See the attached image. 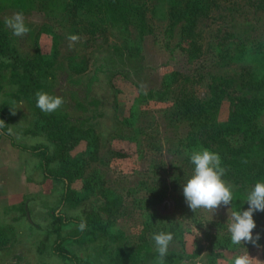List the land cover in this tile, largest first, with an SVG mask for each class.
I'll use <instances>...</instances> for the list:
<instances>
[{"label": "rangeland", "instance_id": "rangeland-1", "mask_svg": "<svg viewBox=\"0 0 264 264\" xmlns=\"http://www.w3.org/2000/svg\"><path fill=\"white\" fill-rule=\"evenodd\" d=\"M115 1V9L106 8L107 3L101 11L79 9V17L72 20L68 18L72 0H0V22L22 12L25 23L39 34L40 52L52 54L53 61L46 67L54 71L52 94L63 97L61 107L76 120L94 115L85 127L96 136V158L91 165L101 171L109 189L108 196L101 197L97 205L100 223L106 229L90 246L74 245L82 255H88L92 264L110 261L115 254H126L127 260L133 262L139 260L142 250H155L152 234L143 228V216L133 199L142 193L141 181L147 179L150 183L153 179V166L159 171L157 180L169 183L180 164V156L169 147L187 130L186 124L172 127L165 120L164 110L171 107L176 87L172 85L168 93L158 94L163 76L172 72L190 76L197 95L208 100L210 74L239 81L245 63L243 57L237 56L238 48L250 51L257 42L264 46V0H208L209 5L196 17L186 39L180 37V23L173 21L172 8L187 0H131L143 8L145 35L141 39L140 27L136 25L139 21H127L120 9L123 0ZM92 3L86 1L88 6ZM70 34L81 38L71 48L67 39ZM135 46L139 49L130 54ZM223 46L234 49L235 55L229 56ZM252 68L255 78L264 79V65L253 62ZM2 90L0 105L8 115L7 127L15 144L40 142L43 137L32 134L38 128L31 122L32 109L24 93L16 91V84ZM37 91L51 94L44 86ZM92 98L98 99L96 106L89 103ZM77 102L86 106L85 111ZM132 109L134 115L130 116ZM215 115L225 123L237 120L230 115L226 100L217 105ZM124 117H130L132 124L123 123ZM259 121L264 126V113ZM84 147L85 141H81L76 150ZM117 151L125 155L118 156ZM259 159L257 148L247 157L248 161ZM37 162L30 152L13 146L6 136L0 137V215L6 206L19 204L24 195L31 193L39 194L48 206L57 204L53 182L47 179L36 183L41 179ZM245 187L233 185L232 204L221 206L213 217L201 209L202 225L181 220L189 240L187 251L174 239L168 254H174L175 259L166 264H232L237 255L246 251L256 258L254 264H264V218L256 221L253 230L254 235L260 234V247L245 243L237 249L215 251L210 241L212 235L227 230L232 211L247 205L245 200L251 189L249 184ZM165 192L157 211L162 216L177 217L174 192ZM30 206L31 214L24 216L20 212L21 220L4 228L8 250L1 254L2 264H10L16 254L22 257L16 264H35L39 241L43 239L47 245L52 242L48 231L35 226L42 223L47 209L37 203ZM163 225L159 222L156 227ZM195 246L197 253L190 255ZM43 259L47 264H61L56 256Z\"/></svg>", "mask_w": 264, "mask_h": 264}, {"label": "trees", "instance_id": "trees-1", "mask_svg": "<svg viewBox=\"0 0 264 264\" xmlns=\"http://www.w3.org/2000/svg\"><path fill=\"white\" fill-rule=\"evenodd\" d=\"M86 1L72 0L68 18L76 20L79 17L76 11L79 9L101 11L106 3V8L113 9L118 4L115 0H109V3L108 0H92V6H88ZM176 4L172 8L173 21L180 23V37L186 39L190 34L191 26L196 22V17L204 11L209 2L208 0H187L184 5ZM120 9L127 21H139L136 25L140 27L138 38L141 39L145 35L142 30L143 8L141 5L132 4L131 0H123ZM4 21L5 19L0 22V92L2 93L5 87L16 84V91L24 93L23 95L30 102L31 122L38 128V132L32 134L43 138L37 144L28 146L15 144L7 127L8 115L1 105L0 120L4 121V126L0 128V137L6 136L13 146L33 155L38 161L37 167L41 175L40 181L35 182L40 184L47 179L51 180L55 186L57 204L48 206L40 200L39 194L31 193L24 195L23 201L19 204L6 206L3 209L0 215L2 216L0 218V264H2L1 254L8 250L5 244L8 238L4 234V228H10L13 222L20 221L21 214L24 216L31 214V203L41 204L47 209L42 223H37L35 226L45 229L52 236V242L49 245L43 239L39 241L37 245L39 255L36 257L35 264H47L43 258L47 259L48 255L60 258L61 264H92L88 255H82L74 249V245L88 247L106 229V226L100 223L97 205L100 204L101 197L108 196L109 189L105 185V178L101 171L91 165V161L96 158V136L94 132H90V128L85 127L94 115L76 120L63 107L50 114H45L36 107L35 94L39 87L44 86L51 95L58 96L55 93L52 94L56 81L54 71L46 67L53 61L52 54L45 55L40 52L39 34L29 24L26 25L30 31L23 37H16L12 35L11 29L5 25ZM138 49L135 46L130 54L136 53ZM238 49L240 51L237 56L239 59L243 57L245 63L240 71L239 81L210 74L211 96L208 100H203L197 95L190 76L179 75L177 72L164 75L161 85L157 88L158 94H166L169 90L171 91L172 85L176 87L172 105L164 110V117L169 126L187 125L184 135L176 138L169 147L174 155L180 156V164L168 184L157 180L159 171L156 170V166H153L151 170L153 179L150 183L147 179L141 181L142 193L135 196L133 203L140 209L143 216V228L147 232L153 235L168 229V232L174 235V239L181 242L185 251H187L186 246L189 240L181 220H190L202 225L201 209L192 211L183 196V184L193 174L194 165L190 162L193 151L206 148L218 153L221 166L226 169L223 179L235 186L246 188L245 186L249 184V189H252L256 182H264V126L259 121L264 113V79L255 78L252 68L253 62L264 65V46L257 42L250 51L242 50L241 47ZM222 50L229 56L235 55L231 47L223 46ZM223 100L228 102L230 115L237 119L233 123L216 119V107ZM89 103L96 106L99 101L97 98H92ZM77 106L84 111L86 109L82 102H77ZM132 115H134L133 109L130 111V116ZM121 121L128 126L132 124L130 117H124ZM75 128H77L76 132ZM81 141H85V147L77 151ZM254 148L258 149L260 159L248 161L247 157L253 155ZM115 154L125 155L124 152L119 151ZM87 168L89 172H86ZM26 174L30 178L29 172ZM166 190L174 192V211L177 217L173 214L162 216L157 211V206L162 201ZM247 207L248 203L240 210H246ZM253 218L255 221L263 219L264 211L255 212ZM81 219L87 223L83 231L78 228ZM159 222L164 225L156 227ZM210 241L215 251L233 250L240 246L231 243L227 230L212 235ZM197 251L198 248L193 247L190 255L194 256ZM156 256L155 250H146L145 253L142 250L139 260L136 258L137 260L133 262L127 260L126 254H115L110 261H100L99 264H150ZM216 257L217 254L213 256V261ZM165 259L172 261L175 256L168 254ZM21 261L20 254H16L11 258L10 264Z\"/></svg>", "mask_w": 264, "mask_h": 264}, {"label": "clouds", "instance_id": "clouds-1", "mask_svg": "<svg viewBox=\"0 0 264 264\" xmlns=\"http://www.w3.org/2000/svg\"><path fill=\"white\" fill-rule=\"evenodd\" d=\"M5 25L11 29L12 35L23 37L30 29L25 23V16L22 12H16L11 17L5 18ZM69 47L81 39L76 34H70L67 37ZM36 107L45 114L57 111L64 104L61 96H54L47 92H36ZM14 114V112H13ZM4 126V121L0 120V128ZM190 162L194 165L193 174L183 184V196L187 206L194 212L198 209L205 210L213 214L221 206H229L233 201V185L227 183L223 176L226 169L221 166V158L218 153L208 149L193 151L190 155ZM248 207L246 210H234L229 217L227 231L230 234V240L233 245H244L250 243L260 247L258 241L260 234H253L256 228V221L253 214L258 211H264V182L258 181L248 192L246 200ZM211 221V220H210ZM87 227L84 219H81L78 228L83 231ZM157 256L153 264H166V256L169 247L174 240L171 232H156L152 235ZM256 258L250 256L248 252L237 255L232 264H254Z\"/></svg>", "mask_w": 264, "mask_h": 264}]
</instances>
